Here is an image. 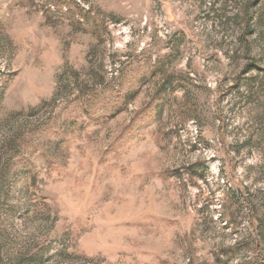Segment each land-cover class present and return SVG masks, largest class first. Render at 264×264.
Returning <instances> with one entry per match:
<instances>
[{
  "label": "rangeland",
  "instance_id": "obj_1",
  "mask_svg": "<svg viewBox=\"0 0 264 264\" xmlns=\"http://www.w3.org/2000/svg\"><path fill=\"white\" fill-rule=\"evenodd\" d=\"M250 2L0 0V264H264Z\"/></svg>",
  "mask_w": 264,
  "mask_h": 264
},
{
  "label": "trees",
  "instance_id": "obj_2",
  "mask_svg": "<svg viewBox=\"0 0 264 264\" xmlns=\"http://www.w3.org/2000/svg\"><path fill=\"white\" fill-rule=\"evenodd\" d=\"M262 2V0H252V2H250L249 4H247V6L245 7V9H244V15H243V19H244V21H245V23L244 24H247V26H246V28H248L249 27V24L248 23H250V22H252L253 21V19H252V17H251V15H249V8L251 9V8H253V7H255V6H258V5H260V3ZM62 8L63 9H66V8H68V9H70V5H69V3H63V6H62ZM61 8V9H62ZM80 18H81V21H82V24L84 25L85 23H87V24H89L90 23V21H94L92 18H90V14H89V12H86V13H83L81 16H80ZM81 24V25H82ZM248 30V29H247ZM247 30H246V32H247ZM244 50L245 51H248L249 50V46L247 45V44H245L244 45ZM249 70V71H261V69H260V65L258 64V63H256V62H254V61H250L248 64H247V68H246V70ZM167 90L164 88V85L163 86H161V87H159V89H158V92H156V96L154 97V99L152 100V103H156V102H158V104L155 106V113H154V119L156 118H158V116L161 114V111H162V108H163V102L162 103H160L164 98H165V94H167ZM95 100H93L92 102H94ZM165 102V101H164ZM90 103V102H89ZM88 108V107H87ZM87 108L86 109H84V112H85V114H87V115H89L90 113H88V112H86V110H87Z\"/></svg>",
  "mask_w": 264,
  "mask_h": 264
}]
</instances>
